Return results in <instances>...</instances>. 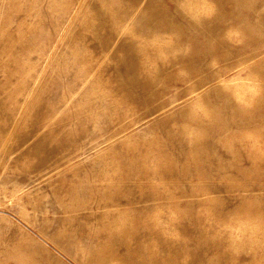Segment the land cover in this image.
I'll list each match as a JSON object with an SVG mask.
<instances>
[{
	"label": "rangeland",
	"instance_id": "rangeland-1",
	"mask_svg": "<svg viewBox=\"0 0 264 264\" xmlns=\"http://www.w3.org/2000/svg\"><path fill=\"white\" fill-rule=\"evenodd\" d=\"M0 264H264V0H0Z\"/></svg>",
	"mask_w": 264,
	"mask_h": 264
}]
</instances>
